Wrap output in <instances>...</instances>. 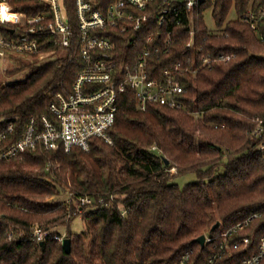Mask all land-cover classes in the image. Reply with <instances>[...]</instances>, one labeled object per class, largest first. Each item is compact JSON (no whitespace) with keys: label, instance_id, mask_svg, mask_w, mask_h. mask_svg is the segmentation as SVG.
<instances>
[{"label":"trees","instance_id":"1","mask_svg":"<svg viewBox=\"0 0 264 264\" xmlns=\"http://www.w3.org/2000/svg\"><path fill=\"white\" fill-rule=\"evenodd\" d=\"M65 2L76 29L74 0ZM14 6L25 15L46 9L38 0ZM262 10L264 0H204L190 48L186 15L175 26L153 21L152 46L163 52L150 58L151 75H175L184 87L182 107L153 103L142 111L128 90L119 96L113 143L94 137L89 150L37 149L0 161V264H177L187 253L188 264H204L225 231L255 214L230 236L224 261L256 254L264 239V131L253 135L259 121L264 128V18L254 29L241 16ZM143 48L144 39L134 47L117 33V53L136 56ZM25 66L29 77L0 86L3 112L20 125L47 113L54 93L69 92L82 63L60 54ZM187 173L198 180L184 187L174 181ZM65 193L73 201L93 198L80 232L71 228L73 204L49 202ZM35 226L50 235L66 226L71 252L55 239L38 242ZM203 234L210 239L204 246L196 241Z\"/></svg>","mask_w":264,"mask_h":264},{"label":"built area","instance_id":"2","mask_svg":"<svg viewBox=\"0 0 264 264\" xmlns=\"http://www.w3.org/2000/svg\"><path fill=\"white\" fill-rule=\"evenodd\" d=\"M16 1L0 0V74L2 59L8 54L26 56L28 63L38 64L57 58L58 53L67 54L69 60L82 63V68L69 92L54 93L47 113L31 117L24 125L19 124L18 117L3 112L0 95V161L21 158L26 152L37 149L69 152L81 147L89 150L94 137L112 143L109 132L116 122L119 96L128 90L134 92L142 111L153 103L173 108L183 106L177 95L184 92V87L169 69L164 70L161 78L151 75L150 58L163 50L152 46L150 30L155 20L160 26H175L186 15L192 35L187 44L190 48L194 15L204 0H110L106 4V0H74L76 29L70 22L65 0H38L46 9L32 15L17 13ZM262 18L264 10L260 15L248 11L241 16V20L254 29ZM117 33L126 35L128 44L134 47L144 39V48L136 56L135 53H117ZM125 56L127 60H123ZM204 61L209 63L210 59ZM180 69L181 64H177L176 71ZM263 131L259 121L253 135L261 136ZM260 148L264 150V142ZM75 199L78 214H84V206L93 201L89 196ZM256 216L225 231L218 250L204 264H261L264 239L256 254L237 261H224L231 248L230 236ZM50 233L40 226L33 227V236L41 244L50 239L63 242L67 237L66 233ZM9 234L12 239V233ZM248 241L244 239L245 243ZM189 261L190 253H187L177 264Z\"/></svg>","mask_w":264,"mask_h":264},{"label":"rangeland","instance_id":"3","mask_svg":"<svg viewBox=\"0 0 264 264\" xmlns=\"http://www.w3.org/2000/svg\"><path fill=\"white\" fill-rule=\"evenodd\" d=\"M206 23L209 27L214 28L216 26L215 20L212 16V14L209 12L206 15ZM60 55V53H58ZM53 57V56H51ZM26 56H19V57H12L10 54H8L6 57L2 59V69L3 71L0 74V83L4 84H12L19 80H25L27 77H29L32 73V68L30 66H25L26 63H28ZM259 124V122H258ZM257 124V126H258ZM255 137V136H254ZM113 143V142H112ZM223 168H221V171ZM172 173H176V169H172ZM198 177L195 173H187L180 175L175 178V182L180 185L181 187H184L186 184L190 182L197 181ZM74 203L75 200H72L71 193H65L61 195L54 196L49 200L50 203L53 202H67L68 208L70 209L71 206H69L68 202ZM75 206V205H74ZM85 211V210H84ZM71 228L74 232H80L84 228V221L82 219V214H78V217L72 220L71 222ZM58 230L61 233L67 234L66 226H60L58 227ZM68 237V236H67Z\"/></svg>","mask_w":264,"mask_h":264},{"label":"water","instance_id":"4","mask_svg":"<svg viewBox=\"0 0 264 264\" xmlns=\"http://www.w3.org/2000/svg\"><path fill=\"white\" fill-rule=\"evenodd\" d=\"M166 163H168V160H165ZM220 225V222L218 221L214 226L213 229L217 228ZM197 242H199L202 246H204L206 244L207 241V236L205 234L199 236L196 239ZM63 247L65 249L66 252L70 253L71 252V239L69 237H66L63 241Z\"/></svg>","mask_w":264,"mask_h":264}]
</instances>
